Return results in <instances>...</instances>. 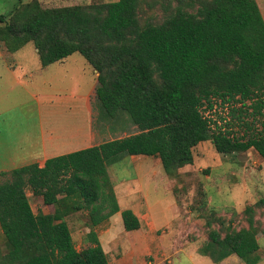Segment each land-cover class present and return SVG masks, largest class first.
Listing matches in <instances>:
<instances>
[{
  "label": "trees",
  "instance_id": "trees-1",
  "mask_svg": "<svg viewBox=\"0 0 264 264\" xmlns=\"http://www.w3.org/2000/svg\"><path fill=\"white\" fill-rule=\"evenodd\" d=\"M19 1L0 29L7 51L32 42L43 68L80 54L100 73L96 94L104 116L124 112L139 133L2 174L0 227L9 252L0 264H110L95 229L120 212L108 167L123 155L156 157L169 177L191 164L194 148L206 141L220 154L254 149L264 159V17L256 0H203L195 13L181 5L158 25L138 22L141 0L49 9ZM215 100L241 105L230 108L237 121L243 107L251 109L249 132L213 130L202 111ZM28 188L54 213H34ZM81 211L91 227L90 245L79 251L67 218ZM245 213L249 228L224 238L211 230L202 254L216 264L230 255L258 264L254 207ZM121 216L126 231L141 228L130 210Z\"/></svg>",
  "mask_w": 264,
  "mask_h": 264
},
{
  "label": "rangeland",
  "instance_id": "rangeland-1",
  "mask_svg": "<svg viewBox=\"0 0 264 264\" xmlns=\"http://www.w3.org/2000/svg\"><path fill=\"white\" fill-rule=\"evenodd\" d=\"M116 1L118 0H22L21 3L38 2L42 8L49 9L68 6L87 8ZM201 1L203 0H141L137 13L138 22L141 25L162 24L181 5L186 11L195 13L192 9L196 10ZM256 1L264 17V0ZM191 3L194 7L190 8L188 5ZM21 7L19 0H0V15L5 17V22L0 23V29L11 22L13 15ZM29 45L34 57L27 56L22 59L39 60V55H35V45L32 42ZM20 55L8 52L0 40V61L5 59L10 63L20 62ZM68 58L72 63L76 62L74 66L79 67V73L84 70L92 75L88 80H79L80 97L90 94L88 102L92 107L89 108L88 117L91 118L94 130L92 147L139 133L137 126L124 112H120L115 119L104 116L102 103L96 94L100 86V73L80 54ZM74 66L73 69H76ZM69 86L70 82L66 81L61 89ZM213 102L212 110L206 108L202 111L205 117L211 120L213 130H217L219 126L222 127L221 130L236 137L249 132L244 122L251 124V109L243 107L242 119L237 121L232 119L230 108H241V105H222L220 100ZM36 107V102L33 101L24 107L12 105L11 110L3 112L0 116V129H3V134H10L7 129L11 127L8 126V120H13L14 124L20 121L24 128L36 126L39 118L37 112L32 111L33 108L36 111ZM226 122L234 125L226 126ZM13 123L11 122V125ZM260 125L261 122H256L255 128H260ZM4 129H7L6 133ZM130 161L125 159L111 166L110 176L115 183L138 177L133 190L127 191L129 195H134L133 199H118L114 185L113 190L119 205L121 203V206L125 207L126 202L129 206L134 205L136 213L130 209L126 210H130L140 220L141 228L126 231L122 216L117 217L118 213L125 211L121 209L117 215L96 228L97 234L103 236V248L110 264H216L208 254H202L204 247L209 243L210 231L216 230L221 234V238H224L233 231L249 228L245 210L250 206L254 207L255 227L260 244L261 260L258 264H264V203L257 206L260 200L264 201V159L254 149L224 155L216 151L211 141L200 143L193 150V162L181 168L175 177L165 174L160 159L156 157L136 156ZM27 195L34 212L42 213V198L33 196L29 188ZM67 222L77 250L88 247L90 243L84 239L87 229H90L88 227H91L88 212L74 214L67 218ZM109 235H112L111 238H108ZM0 247L1 261L9 252L1 227ZM217 264L244 263L235 255H230Z\"/></svg>",
  "mask_w": 264,
  "mask_h": 264
},
{
  "label": "crops",
  "instance_id": "crops-1",
  "mask_svg": "<svg viewBox=\"0 0 264 264\" xmlns=\"http://www.w3.org/2000/svg\"><path fill=\"white\" fill-rule=\"evenodd\" d=\"M29 47L30 45L27 44L16 52L18 55L24 54L20 55L22 60L20 62L10 63L5 59L0 61V116L3 112L11 110L12 105L24 107L29 102L35 101L36 111L34 108L32 111L37 112L39 122L36 126L24 128L20 121L14 124L13 120H8L10 121L8 126H11L7 127L9 135L3 134V129H0V179H5L2 174L10 173L14 169L34 163L43 167L49 159L92 147L91 142L94 138L91 118L88 117L89 108L92 107L88 102L90 94L82 98L79 95V80H88L92 75L84 70L79 73V67L74 66L76 62L72 63L67 59L46 68L41 66L40 59L37 58L33 61H24L22 58L34 57ZM36 54L38 51L35 48ZM73 66L76 69H73ZM80 66L85 65L80 64ZM66 81L70 82V86L61 89ZM7 129H4V133ZM134 157L136 156L123 155L119 158V162L125 159L130 161ZM110 167H108L109 175ZM111 180L118 199L125 200L124 197L133 199L134 195H129L127 191L133 190L138 177L123 179L116 183L112 178ZM41 203L44 206H40L42 213H54V206L45 205L43 200ZM119 206L121 211L130 209L136 213L133 204L129 206L126 202L125 207L124 205L122 207L121 203ZM118 214L117 217L121 216V212ZM89 232L90 229H87L86 234ZM98 236L104 246L103 236L100 233ZM109 236L108 238H111L112 235ZM84 239L87 241L86 237Z\"/></svg>",
  "mask_w": 264,
  "mask_h": 264
}]
</instances>
